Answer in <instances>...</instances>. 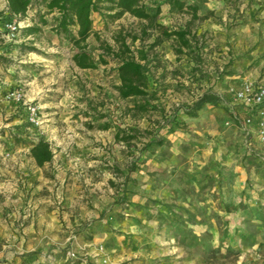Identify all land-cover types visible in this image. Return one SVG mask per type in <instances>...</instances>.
Listing matches in <instances>:
<instances>
[{"label":"rangeland","instance_id":"rangeland-1","mask_svg":"<svg viewBox=\"0 0 264 264\" xmlns=\"http://www.w3.org/2000/svg\"><path fill=\"white\" fill-rule=\"evenodd\" d=\"M33 1L26 18L13 19L20 30L12 52L0 54V224L12 222L22 231L32 218L33 189L41 181L27 149L43 138L81 157L43 170L53 179L57 166L66 165V184L79 188L73 197L79 206L58 211L64 224L81 222L76 237H130L126 256L153 255V264H264V248L253 238L264 237V148L241 139L218 96L217 106L188 113L204 94L228 100L231 86L264 82V0H180L183 12L169 0H142L152 11L161 9L160 25L195 35L201 62L178 55L174 39L151 48L159 34L149 30L142 37L147 24L129 14L112 21L96 13L98 38L87 41L95 70L76 66L77 50L53 30L57 15L47 13L43 0ZM7 6L0 0L2 24L9 23ZM191 7L198 9L196 18ZM38 25L40 34L24 35ZM132 37L139 40L133 44ZM123 38L135 58L138 50L149 56V91L157 90L159 100L146 114L134 108L143 101L120 98L118 63L101 49L108 45L117 53ZM15 90L40 106L39 127L30 125L23 104L4 99ZM132 128L138 130L132 144L116 141L118 132L129 135ZM46 191L39 194L51 195ZM53 198L59 199L56 190ZM126 220L130 227L122 226ZM103 260L113 264L107 255Z\"/></svg>","mask_w":264,"mask_h":264},{"label":"trees","instance_id":"trees-1","mask_svg":"<svg viewBox=\"0 0 264 264\" xmlns=\"http://www.w3.org/2000/svg\"><path fill=\"white\" fill-rule=\"evenodd\" d=\"M8 15L4 17L5 21H12L18 19L21 21L26 18L29 10L33 7V0H7ZM169 4L176 8L179 12H183L186 8V3L180 0H169ZM48 14H56L54 32L57 36L64 37L69 41L77 53L73 57L76 66L81 70H95L98 64L95 58L87 51V41L95 36L94 31V14H100L104 18H109L112 21H118L125 15L129 14L147 25L143 27L142 37L148 36L149 30H155L159 36L151 48L156 47L160 39L170 40L174 39L178 47L175 49L178 55L191 54L195 61L202 60L199 42L195 35H192L189 29H180L177 31H170L158 22L161 14V9L155 11L146 7L142 0H43ZM107 5L108 7H103ZM194 18L197 17V7H191ZM104 11L108 12V16L104 15ZM42 26L48 23L42 17L40 20ZM25 36H36L42 32V28L38 26L28 27L23 30ZM139 38L132 37V43L135 44ZM120 48L117 53L108 45H101L102 51L113 58L118 63L117 74L120 82L118 87L119 95L122 100H141L143 103L136 104L134 107L139 112L146 114L150 110H155L151 105V101H158L157 90L149 91V72L148 53L143 50H138V58H135L130 47L126 45V39L119 41ZM99 62L102 65H107L108 61L104 55H100ZM205 105L217 106L218 97L213 94L202 95L192 107L188 109L190 115L200 111ZM172 122H169L170 124ZM172 125V124H170ZM105 130L108 127L104 128ZM129 135L121 136L118 132L116 135L117 142H123L128 145L132 144L137 139L138 130L132 128ZM163 146V141L157 143ZM31 157L40 168L53 160V152L50 144L43 138L34 143L31 148ZM53 261V258L50 259Z\"/></svg>","mask_w":264,"mask_h":264},{"label":"crops","instance_id":"crops-1","mask_svg":"<svg viewBox=\"0 0 264 264\" xmlns=\"http://www.w3.org/2000/svg\"><path fill=\"white\" fill-rule=\"evenodd\" d=\"M6 4L8 2L6 0ZM4 16L8 15V6L3 13ZM13 22L9 21V23ZM9 23L2 24L0 22V54H8L12 52V45L14 41L8 38L7 25ZM6 84H9V80L5 79ZM256 84H264V82H258ZM244 84L239 83L236 86H231L226 89V96L229 98H222L217 93L219 98L222 99L223 105L227 110L235 112L244 118L247 115L244 107L233 102L232 91H237L243 87ZM214 94V93H213ZM252 116L256 119L255 114L252 112ZM239 134L242 140H244V134L237 128L233 127ZM254 146L263 147L264 143L260 141L256 133V126L251 129V134L248 137ZM46 141L50 144L53 152V160L50 163L45 164L40 168L36 165L34 159L30 157L34 163L35 176L41 183L38 187L33 189V194H37L34 198L32 218L30 217L25 221V226L20 231L19 226H14L12 222L8 225L6 221L0 224V264H104V258L107 255L110 262L113 264H119L129 260L130 264H153L156 256L151 255L143 256L139 255L126 256L124 251V242L126 238L130 237H109L108 234H103L99 237L97 235L94 238L89 237H76L74 235L77 227L81 225V222L77 219L74 221L68 220L67 223H62L59 218V209L73 208L76 209L78 202L73 197L80 194L78 186H70L66 184L68 175L70 174L67 166H57L55 178H48L44 175L43 170H47L48 167H56L58 163H64L67 161L73 162L81 159L80 155L66 154L64 153V147L61 142L52 143V141ZM38 142V141H37ZM36 143V142H35ZM32 148V146H31ZM27 149V151H31ZM55 148V149H54ZM58 148V149H57ZM57 150H59L57 152ZM71 167V166H70ZM72 169V172L75 170ZM73 174V173H72ZM70 178L73 176H69ZM56 180V181H55ZM46 189V192L51 195L39 194V191ZM57 191L58 198H53V192ZM69 191V194L67 192ZM66 192V194H65ZM64 198H60L63 195ZM69 195V196H68ZM72 195V196H71ZM71 196V197H70ZM31 204V203H30ZM30 206V205H29ZM62 206V207H61ZM72 213V212H71ZM75 213V212H74ZM67 216V215H66ZM81 220V219H80ZM120 222H117L118 225ZM122 226L130 227V220L122 222ZM70 230V232H68ZM86 234L87 232H83ZM256 242L255 245L258 248H264V237H253ZM88 239V241H85ZM238 240H242V237H237ZM86 248L81 250L82 247ZM104 247L103 253L98 251V247ZM71 254L76 255L74 258ZM138 254V253H137ZM53 258V261L50 259ZM145 258V261L143 260ZM122 260V261H121ZM104 261V262H103ZM144 261V263H143Z\"/></svg>","mask_w":264,"mask_h":264},{"label":"built area","instance_id":"built-area-1","mask_svg":"<svg viewBox=\"0 0 264 264\" xmlns=\"http://www.w3.org/2000/svg\"><path fill=\"white\" fill-rule=\"evenodd\" d=\"M8 38L13 41L16 39L20 24L12 22L7 25ZM233 101L244 107L247 115L241 118L235 110L230 112L232 123L237 127L245 137H249L251 129L255 125L256 133L262 143H264V84L245 83L243 87L237 91L231 92ZM6 101L23 104L28 114V121L31 126L39 127L41 123V108L35 103L24 101V95L21 90L10 91L5 95ZM255 114L256 119L251 113ZM74 258V254H71Z\"/></svg>","mask_w":264,"mask_h":264}]
</instances>
